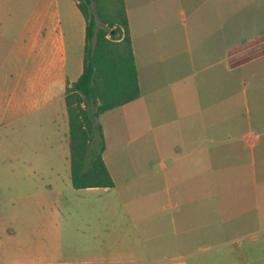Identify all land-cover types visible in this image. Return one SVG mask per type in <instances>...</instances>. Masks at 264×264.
Returning <instances> with one entry per match:
<instances>
[{"label": "crops", "instance_id": "crops-1", "mask_svg": "<svg viewBox=\"0 0 264 264\" xmlns=\"http://www.w3.org/2000/svg\"><path fill=\"white\" fill-rule=\"evenodd\" d=\"M76 1L0 0V132L15 123L26 130L57 125L62 142H68L65 85L82 71L85 44L86 21ZM124 1L140 95L98 117L102 156L114 185L74 187L111 196L110 202L90 206L96 219L83 242L95 251L88 258L66 252L60 227L34 220V204L20 203L8 218L0 205V264H197L195 258L188 263L183 247L219 239L238 244L231 248L244 259L238 264H259L264 243V0ZM187 17L194 20V34L222 36L217 55L212 43L200 63L199 52L184 56L177 39L164 44L161 36L177 38ZM201 19L211 25L200 30ZM153 35L159 44L152 43ZM232 35L238 37L225 38ZM135 136L140 146L128 145ZM151 146L156 154L149 153ZM229 159L232 168L238 167L239 186L230 183L223 186L224 194L215 192L220 198L212 207V179L226 172L219 163ZM119 201L127 215L117 219ZM40 206L59 210L55 204ZM185 206L191 219H173L178 235L167 241V210ZM61 207L72 211L69 204ZM211 207L223 216L220 226L198 217ZM236 257L230 252L223 259L234 264L230 260Z\"/></svg>", "mask_w": 264, "mask_h": 264}, {"label": "rangeland", "instance_id": "rangeland-1", "mask_svg": "<svg viewBox=\"0 0 264 264\" xmlns=\"http://www.w3.org/2000/svg\"><path fill=\"white\" fill-rule=\"evenodd\" d=\"M176 21V28L179 27L178 19L172 20L174 23ZM203 22V23H202ZM151 27L157 24V20L151 22ZM169 23V20H168ZM193 23L194 20L187 17L183 19L181 34L177 33V38L167 34L161 36L164 44L174 43L177 39V43L183 48V55L187 56L189 52L192 53L199 52L200 63L206 61L208 54V49L211 50L210 45L215 44L217 55L223 40L222 36H206L202 34L193 33ZM199 29L203 30L210 24L207 19L198 20ZM97 25H103L99 20ZM238 36H225L226 39L234 40ZM152 43L159 44V36H151ZM214 38V41H213ZM213 41V42H212ZM198 45V48L196 47ZM211 54V51H209ZM158 58L160 59L161 52H157ZM156 55V57H157ZM161 61H163L161 59ZM160 62V61H159ZM164 63V61L162 62ZM190 70V68H188ZM202 73L199 72V75ZM239 91V89H235ZM208 117V116H207ZM236 118V114H231V125L232 121ZM210 120V116L208 118ZM230 122V121H229ZM45 126V125H44ZM43 126V127H44ZM1 142H0V205L2 212L7 218L15 210V206L22 204L32 205L34 204V220L43 221L45 224L54 223V225L59 226L62 232V247L66 252L69 253H79L85 257H91L94 253V247L91 243L83 242L84 234L86 232L93 231L92 226L95 222V212L90 208L94 206L95 202H110L109 193L103 192L101 196L94 195L89 191H78L75 189L70 182V170H69V149L68 142H62V131L57 129V125L53 127L48 126V130L34 126L33 130L17 129L16 123L7 126L4 131L0 132ZM49 138L53 142H45ZM134 142H127V144L139 145L142 142H135L138 139L137 136L133 138ZM151 145V142H150ZM140 146V145H139ZM141 148V147H140ZM142 152V150H141ZM150 154H156L154 147L151 146ZM231 160H227L224 164L219 163L221 166L220 170L227 167L226 172L221 175L220 179H212L210 188H213V206H217L216 201L220 198L217 197V192L221 191L220 194H224L223 190L225 185H231L238 187L239 179L235 172L237 171V165L232 168L229 165ZM232 163L235 164L232 160ZM34 165V174L32 166ZM225 174V175H224ZM224 176V178H222ZM225 179V180H224ZM201 180V179H200ZM201 188V186H200ZM62 190V193H59ZM216 192V193H215ZM116 195H114L115 197ZM96 197V198H95ZM120 202V201H119ZM41 203L44 204H55L59 205V210L53 211V208L41 207ZM64 203L71 205L72 211H64L62 205ZM121 203V202H120ZM119 203V204H120ZM77 205V207H73ZM79 205H84L85 207H79ZM87 206V207H86ZM210 208V213H201L198 215L200 219L216 223L220 226L218 221L223 218L221 212H218L215 208ZM75 209V210H74ZM117 214L127 215V211L122 207V203L119 205ZM209 209V207L207 208ZM25 213L30 216V208ZM191 212L189 206L181 209H168L166 213V232L163 234L167 241L173 239L176 233V227L174 226V221L178 222L180 220L187 221L190 220ZM128 217V216H127ZM103 219V217H102ZM174 219V221H172ZM68 225H71L70 230ZM45 229L46 226L44 227ZM63 228L65 229L63 231ZM88 234V233H86ZM222 236V235H221ZM264 238V230H262V235ZM223 239L216 240L211 243L203 242H193L183 247V253L187 254L186 260L188 263H192V258L197 260V264H227L223 259L226 253L232 252L236 254V258L230 260L231 263L238 264L244 263V259L238 258L237 251H233L231 248L237 247L238 244L229 245L223 242ZM173 245V244H172ZM262 258L257 261L259 264H264V243H262ZM166 250L171 251V246L168 243ZM178 250V248H176ZM249 261V260H248ZM254 260H251L252 263Z\"/></svg>", "mask_w": 264, "mask_h": 264}, {"label": "trees", "instance_id": "trees-1", "mask_svg": "<svg viewBox=\"0 0 264 264\" xmlns=\"http://www.w3.org/2000/svg\"><path fill=\"white\" fill-rule=\"evenodd\" d=\"M86 21L82 71L66 82L70 182L112 186L99 115L140 95L124 0H77ZM103 25H97V21Z\"/></svg>", "mask_w": 264, "mask_h": 264}]
</instances>
